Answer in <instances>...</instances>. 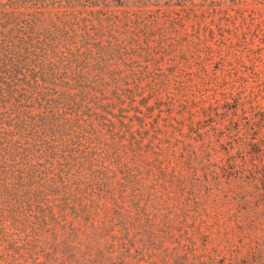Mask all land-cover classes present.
Segmentation results:
<instances>
[{
  "label": "trees",
  "instance_id": "1",
  "mask_svg": "<svg viewBox=\"0 0 264 264\" xmlns=\"http://www.w3.org/2000/svg\"><path fill=\"white\" fill-rule=\"evenodd\" d=\"M131 2L0 0V264H216L150 137L158 84L107 73L115 30L151 16Z\"/></svg>",
  "mask_w": 264,
  "mask_h": 264
},
{
  "label": "rangeland",
  "instance_id": "2",
  "mask_svg": "<svg viewBox=\"0 0 264 264\" xmlns=\"http://www.w3.org/2000/svg\"><path fill=\"white\" fill-rule=\"evenodd\" d=\"M143 1L129 9L151 16L115 30L107 73L158 84L155 95L142 86L150 137L195 185L199 246L216 264H264V0Z\"/></svg>",
  "mask_w": 264,
  "mask_h": 264
}]
</instances>
